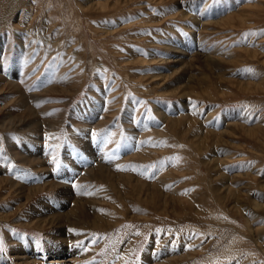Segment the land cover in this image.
<instances>
[{"label":"rangeland","instance_id":"1","mask_svg":"<svg viewBox=\"0 0 264 264\" xmlns=\"http://www.w3.org/2000/svg\"><path fill=\"white\" fill-rule=\"evenodd\" d=\"M0 123V264L66 257L34 219L75 201L25 195H104L101 164L194 207L105 203L58 264H264V0H0Z\"/></svg>","mask_w":264,"mask_h":264},{"label":"bare ground","instance_id":"2","mask_svg":"<svg viewBox=\"0 0 264 264\" xmlns=\"http://www.w3.org/2000/svg\"><path fill=\"white\" fill-rule=\"evenodd\" d=\"M29 112H30V110H29ZM27 122H28L27 120L23 119V120L19 121L18 126L22 125L21 129L26 128L27 124H28ZM17 124L18 123H16L15 125H17ZM0 125H1V123H0ZM4 126H5V124H4ZM6 127H8V126H6ZM13 130H15V129H13ZM38 140H39V138L36 140L37 142H35L37 145L39 143ZM84 142H86V138L84 139ZM84 144H86V143H84ZM32 150L27 149V152H26L27 155L24 156V159L22 161L23 164L19 167H21L22 169H25L26 166H28L32 170H43V171L47 170L46 169V161L44 160L43 154L41 152H38V148L36 149L37 154H35V151L33 152ZM127 151H129V149ZM125 152H126V150H125ZM9 162H10V160H9ZM14 162H16V161L14 160ZM105 166H106L105 164H101V166H99L98 170H91L89 173L92 176V178L95 179V181H98L99 183H104V185L106 187L105 189H107L106 191L109 193V195H111L110 198H112V199L108 198L109 195L104 190L103 191L104 195L103 194H97L94 196L91 195L90 197H86V198L85 197L84 198H77L78 199L77 200L73 196L72 190H69V188H67L64 185L62 186L60 184H57L56 181H54L56 183H54L53 181H49V182L47 181L45 186L33 188L28 194L25 195L26 197L27 196L34 197L35 195L36 196L39 195L43 190H55V191H58V195H60V198H61V200L65 206H67L71 201H75V204H74L75 207H73L72 209H70L67 212L61 213V212L56 211V212H54L55 214H52L51 212L54 210L47 209L45 211V213H41L44 215H41L40 217L38 216L37 218L34 219V220H36V222H38L39 229L44 230L45 228L51 227V230L53 229V231H54L51 238L54 240L56 249L49 251V257L48 258H51L52 260H54L56 254H58V253L61 255L63 253V255L66 256V257L60 258V260H58V262L56 264L65 263L66 260H63V259L72 258V257H68L69 252H67V250H64V247L61 243V242L68 240V238L66 236L67 229L73 228L70 240H72V239L75 240V238L82 239L84 237V235H85L84 231L86 230L84 228V226H87L90 223L93 225L101 224L102 222L110 224V225L106 224L107 226H109V227H107V229H111L115 225H118V222L120 220L116 221L117 219H114L112 217L113 215L109 214L108 212L106 213V212L100 211V209L98 210V207L102 208V205L105 206V203L109 204V207H111V209L113 211H121L122 213H124V211L121 210L122 208L120 209L121 205L124 204V207H125L126 206L125 204L127 203L129 198L131 199L132 195L136 196V194H138V192H143V191L145 192L146 191L147 193L149 192L147 194V196L144 197L143 201H141L139 199L138 202L143 203V205H145L146 207H151V208H154L158 211L162 209V208H159V205L163 204V202H164L162 200L164 195H163V191H161V189L166 188L164 186L165 182L163 179L160 182H158L157 184H152V185L148 184V183L146 184V183L141 182L139 179H137V177H134L133 175H130V174H126V173L114 174V173H112L113 171L112 172H111V170L109 171L107 168H105ZM10 167H11V165H10ZM5 182H6V186H7V184H9L11 186V188H13L15 190L20 189V191H22L25 189L23 187L19 188L18 185L13 183L12 181L9 182V180H5ZM144 192H143V194H144ZM23 193H25V192H23ZM85 196H87V195L85 194ZM87 198H90V199H87ZM136 198H137V196H136ZM63 199H64V201H63ZM165 200H167V199L165 198ZM117 201H118V203H117ZM133 201H134V198H133ZM172 202L175 203L174 205H175L176 211L181 210V209L186 210L188 208L194 207L191 204H189L188 202H186V203H185V201L183 202V199L179 198V197H178V199L171 198L170 201L164 202V203H166V205L168 206V203L171 204ZM91 205H92V208H91ZM165 210H167V209H165ZM46 212H50L52 215L51 214L48 215ZM100 213H102V214H100ZM113 213H115V212H113ZM112 219H114V222ZM40 226H43V227L40 228ZM100 229H101V227H100ZM81 234H84V235H81ZM86 251H88V250H86ZM169 251L170 250H168V252H167L168 254H170ZM88 252H84L83 248H77V249L73 250V253L71 254V256L81 254V253H83L84 255H87ZM32 253L34 255V252H32ZM24 254L27 255L28 252L24 253ZM149 255L150 254L146 255V257H145L147 262H149ZM49 264H54V262L49 263Z\"/></svg>","mask_w":264,"mask_h":264}]
</instances>
